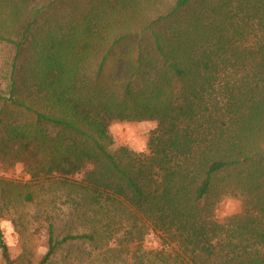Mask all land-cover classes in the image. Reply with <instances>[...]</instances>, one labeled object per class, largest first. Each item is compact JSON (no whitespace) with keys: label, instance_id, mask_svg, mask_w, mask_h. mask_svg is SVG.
<instances>
[{"label":"trees","instance_id":"trees-1","mask_svg":"<svg viewBox=\"0 0 264 264\" xmlns=\"http://www.w3.org/2000/svg\"><path fill=\"white\" fill-rule=\"evenodd\" d=\"M0 56V161L94 217L60 239L49 224L38 264L150 232L131 264H264V0H0ZM141 121L146 151L108 149L111 124ZM0 249L9 263L1 231Z\"/></svg>","mask_w":264,"mask_h":264},{"label":"rangeland","instance_id":"rangeland-1","mask_svg":"<svg viewBox=\"0 0 264 264\" xmlns=\"http://www.w3.org/2000/svg\"><path fill=\"white\" fill-rule=\"evenodd\" d=\"M111 40H108V45ZM113 66L114 56L110 54L105 61V73ZM154 126V121L113 123L110 131L114 141L108 149L114 151L119 145H125L134 151H146L148 133ZM29 180L21 163L10 166L7 160L0 161V231L10 260L9 263L4 261L0 249V264H38L47 250L49 224H53L57 239L67 232L91 230L86 221L94 220V217L89 214L84 217L81 211L70 209L71 199H76L70 186L55 177L44 178L39 183ZM239 210L240 200L229 197L217 205L215 216L222 220ZM98 234L104 235L101 230ZM104 244L105 240L99 237L93 242L86 238L68 239L58 246L46 264H131V256L138 247L156 249L159 239L150 232L141 242L134 244L120 245L110 241L107 244L112 249L102 254L103 249L95 246Z\"/></svg>","mask_w":264,"mask_h":264}]
</instances>
